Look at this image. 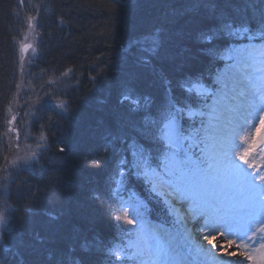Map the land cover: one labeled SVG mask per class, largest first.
<instances>
[{
    "label": "snow or ice",
    "instance_id": "6c2138e0",
    "mask_svg": "<svg viewBox=\"0 0 264 264\" xmlns=\"http://www.w3.org/2000/svg\"><path fill=\"white\" fill-rule=\"evenodd\" d=\"M167 7L154 38L143 45L135 42L143 53L137 60L141 71L125 84L121 103L130 100L141 84L159 87V99L142 93L143 103L134 100L133 111L140 113L139 119L120 108L110 111L100 126L115 127L122 135L106 132L100 150L107 154L115 140L132 139L135 160L117 161L116 174L121 179L116 183L122 189L125 179L136 176L148 181L156 192L158 182L169 190L165 195L175 197L164 211L176 220L173 230L156 227L146 222L140 202L122 203L123 211L115 220L139 228L125 247L110 252L120 264H264V47L249 44L225 53L212 47L217 42L227 45L229 40L245 38L264 43V0H246L243 6L237 0H171ZM164 32L173 34L170 40L160 36ZM186 40L195 41L203 56L217 55L235 63H227L224 71L206 80L202 72L187 69L192 55L184 46ZM31 48V44L22 43L21 58ZM171 67L183 74L173 78ZM56 108L58 114L69 111L64 102ZM186 118L193 121V131L188 134ZM193 145L201 147L203 154L196 159ZM58 151L63 153L65 148ZM257 156L262 161L259 164ZM23 160L26 165L31 162L27 156ZM92 166L100 167V158ZM121 189L93 193L90 198L102 203L105 196H119ZM177 201L187 205L182 214L174 208ZM129 208L137 219L129 217ZM7 214L8 207L0 211V226L7 225ZM122 231L128 234L129 228ZM52 236L60 237L59 225L52 226ZM3 244L0 235V247ZM29 247L21 234L5 251L22 256ZM81 248L76 264H93L87 239Z\"/></svg>",
    "mask_w": 264,
    "mask_h": 264
},
{
    "label": "trees",
    "instance_id": "16d2710c",
    "mask_svg": "<svg viewBox=\"0 0 264 264\" xmlns=\"http://www.w3.org/2000/svg\"><path fill=\"white\" fill-rule=\"evenodd\" d=\"M170 2L0 0V211L8 207V223L0 229L4 237L0 264H57L59 259L64 264H76L85 239L91 248L93 264H120L110 249L123 248L133 233L130 226L114 218L121 208L119 198L105 196L98 203L90 197L93 193L115 191L119 177L116 163L120 159L131 162L135 149L132 139L115 140L113 150L102 153L100 144L104 143L106 132L111 131L113 136L122 133L115 127L100 125L116 108L139 119L140 113L133 111V101L141 99L143 103L142 93H151L158 101L159 87L141 84L130 100L121 103L125 84L141 71L137 63L143 55L140 45L154 38L155 28L162 26ZM237 3L243 6L246 0ZM36 12L39 52L28 78L39 89L44 88L39 94L47 95L35 106L32 117L34 109L28 111L29 106L16 100L19 84L25 80L18 41L22 38V23L30 14L36 16ZM255 31L253 26L252 32ZM172 35L160 34L165 40ZM232 42L229 40L227 45L217 42L212 47L224 53ZM184 46L192 55L187 69L202 72L206 80L224 64L217 55L199 54L195 41L186 40ZM169 71L173 78L183 74L177 67ZM45 79L49 81L44 84ZM16 102L21 106L16 107ZM61 102L68 105V113L58 114L56 105ZM15 112H20L19 125L26 126L22 136L25 133L30 138L26 146L30 147L34 141L39 148L35 157L29 156L30 166L9 170L5 169L10 151L8 142L11 144L8 128L10 116ZM22 114H27L28 121ZM198 122L196 119L195 127ZM184 128L185 134L192 132L193 121L187 120ZM60 147L65 148L63 153L58 151ZM97 158L101 166L93 167ZM124 182L144 199L152 214L159 213L162 200L147 181L131 176ZM52 216L58 219L53 221ZM53 225H59L58 239H53ZM124 228H129L128 234L122 231ZM21 234L30 247L24 255L14 257L5 249ZM128 264L137 263L128 261Z\"/></svg>",
    "mask_w": 264,
    "mask_h": 264
},
{
    "label": "rangeland",
    "instance_id": "374dc122",
    "mask_svg": "<svg viewBox=\"0 0 264 264\" xmlns=\"http://www.w3.org/2000/svg\"><path fill=\"white\" fill-rule=\"evenodd\" d=\"M32 12V11H31ZM36 16L35 14L33 15H29L25 22L22 23L23 24V31H22V35H21V39L18 41V49H19V59H20V63L21 65H23L21 68L23 70V75L22 77H24V81H21L19 84V90H18V95H17V99L18 101L23 102V104L27 105L28 111H30V108L32 107V109H34L32 117H34V113H35V106L41 102H43L41 99L46 97L45 94H39L42 93V90L44 89H39V86L34 85L31 81H29L28 78V74L30 73L29 69L32 66V64L35 62V59L37 58L39 49V36H40V32H39V26H38V13L36 12ZM29 17H32V20L29 21ZM29 23H31L33 26L31 28H29ZM257 40H253V41H242V42H238V43H232L229 49H226L225 52H228L230 49L232 48H236V47H246L249 44H254L257 48H261L264 47V43L262 42H256ZM22 43H28L32 45V48L23 56V58H21V53H20V47ZM224 64L218 69L216 70L215 74L218 72H222L224 71L226 64L227 63H235V61H223ZM26 75V76H25ZM49 80L45 79V83H47ZM39 89V90H38ZM39 91V92H38ZM212 102L210 101L209 104H211ZM16 107L21 106V103H17L15 104ZM19 116H20V112H15L11 114V118L9 120V138L11 139V144L8 142L9 144V158L7 160V164L5 169H12V168H20V166H25L28 167L31 165V163L29 164H24V157H29V156H33L32 154L35 153V156L37 155V150L39 148V146L37 145V143H35L34 141L31 143L30 147H27L26 144L30 142V138L28 136L25 135L24 133V137L22 136V131L24 132V130L26 129V126L19 125ZM22 116H24L25 120L28 121V116L27 114L24 115L22 114ZM15 117V120L13 121L12 118ZM11 121V123H10ZM12 145V146H11ZM27 150V151H25ZM33 156V157H35ZM255 162L256 163H261L262 161L260 160V157L257 156L255 157ZM121 179L120 177H118L117 180ZM117 189H121L120 185H117V187L114 189L115 191ZM122 189L120 190L121 193ZM169 190L166 187H162L158 182H157V187H156V192L158 195L162 196L164 199V202H166L167 205H172V201L175 199L174 196L169 197L167 195H165V193H167ZM127 200L128 203H133V202H140L143 206L142 211H143V215H144V203L136 196V195H132L131 197H129L128 199H125V195H121L120 199H119V203H125ZM138 200V201H137ZM187 205L186 203L182 202V201H177L176 204L174 205V208L177 210V212L179 214H182V211L184 208H186ZM4 210V209H3ZM122 208H120L118 210V214H121L122 212ZM129 212V217L132 219H137L135 212L129 208L128 209ZM145 219L146 216L144 215ZM3 226H0V229ZM139 228V225L137 224L136 226H132L131 227V231H134V234H136L137 230ZM128 243V239H126V243L125 245H123L122 247H125ZM205 244H207V242L205 241ZM209 247H211L209 245Z\"/></svg>",
    "mask_w": 264,
    "mask_h": 264
},
{
    "label": "bare ground",
    "instance_id": "6f19581e",
    "mask_svg": "<svg viewBox=\"0 0 264 264\" xmlns=\"http://www.w3.org/2000/svg\"><path fill=\"white\" fill-rule=\"evenodd\" d=\"M124 239H125V237L122 238V240H124Z\"/></svg>",
    "mask_w": 264,
    "mask_h": 264
}]
</instances>
